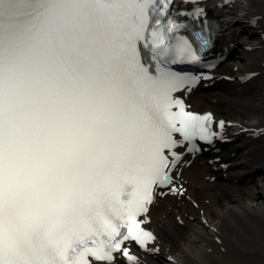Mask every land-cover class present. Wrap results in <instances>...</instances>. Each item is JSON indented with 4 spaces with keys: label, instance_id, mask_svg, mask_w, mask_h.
<instances>
[{
    "label": "snow or ice",
    "instance_id": "snow-or-ice-1",
    "mask_svg": "<svg viewBox=\"0 0 264 264\" xmlns=\"http://www.w3.org/2000/svg\"><path fill=\"white\" fill-rule=\"evenodd\" d=\"M170 5L0 0V264H138L129 242L158 251L150 206L184 194L183 149L214 135L212 114L174 95L197 78L169 65L202 56L169 42L184 27Z\"/></svg>",
    "mask_w": 264,
    "mask_h": 264
},
{
    "label": "bare ground",
    "instance_id": "bare-ground-1",
    "mask_svg": "<svg viewBox=\"0 0 264 264\" xmlns=\"http://www.w3.org/2000/svg\"><path fill=\"white\" fill-rule=\"evenodd\" d=\"M205 7L220 19L217 54L227 61L210 64L216 77L207 91H193L190 105L228 118L232 142L182 168V196L153 204L148 215L156 240L149 249L158 251H140L141 264H255L264 253V0H207ZM243 128L249 130L239 133ZM214 158L219 164L210 163Z\"/></svg>",
    "mask_w": 264,
    "mask_h": 264
},
{
    "label": "rangeland",
    "instance_id": "rangeland-1",
    "mask_svg": "<svg viewBox=\"0 0 264 264\" xmlns=\"http://www.w3.org/2000/svg\"><path fill=\"white\" fill-rule=\"evenodd\" d=\"M233 155H234V157H236V156H238L240 154L239 153H233L230 158H233ZM256 259H258V260H257V262H255V264L258 263V262H260V260H263L264 259V253H262L259 256H257ZM234 264H236V263H234Z\"/></svg>",
    "mask_w": 264,
    "mask_h": 264
}]
</instances>
